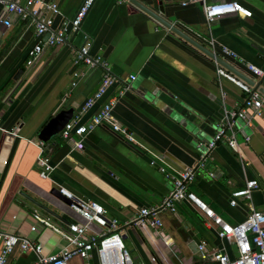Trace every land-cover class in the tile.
Here are the masks:
<instances>
[{
    "label": "crops",
    "instance_id": "crops-1",
    "mask_svg": "<svg viewBox=\"0 0 264 264\" xmlns=\"http://www.w3.org/2000/svg\"><path fill=\"white\" fill-rule=\"evenodd\" d=\"M52 1L59 14L52 17L51 29L70 20L83 2ZM136 1L250 79L254 88L258 84L260 114L249 109L248 125L240 118L231 121L245 161L218 142L205 156L204 165L194 170L188 188L229 224L242 221L251 208L263 210L264 77L254 75L245 63L264 67V0H204L205 4L236 1L251 13L249 17L225 14L208 23L199 2L159 0L163 7L159 13L158 0ZM3 18L0 10V230L32 238L40 243L41 255H47L64 242L37 222L34 213L62 227L84 223L77 211L53 195L54 184L39 177L36 135L48 119L70 107L71 119L86 123L126 82L129 88L113 103L111 114L136 143L99 125L76 149L74 134L62 137L58 132L43 143L53 167L49 177L75 196L97 202L107 219L117 220L133 264H203L197 254L201 242L207 251L223 249L232 256V244L216 237L210 223L186 201L160 212L159 226L133 223L140 208L157 205L171 188L170 177L149 164L150 159L161 157L170 172L195 165L225 112L241 106L245 94L216 76L217 62L128 0H93L77 30L68 33L64 43L43 47L29 65L27 51L37 42L32 26L9 15L11 24L5 27ZM81 45L88 47L90 56H101L114 78L85 110L83 103L96 89L101 71L71 63L72 49ZM222 48L235 56H227ZM18 68L22 71L14 80ZM73 71L79 76L71 86ZM247 179L257 183L250 199L238 198L234 206L229 205L230 193ZM104 231L105 225L89 223L86 233ZM4 264L37 263L33 253L14 248ZM66 264H97V260L91 252L88 259L73 255Z\"/></svg>",
    "mask_w": 264,
    "mask_h": 264
},
{
    "label": "built area",
    "instance_id": "built-area-1",
    "mask_svg": "<svg viewBox=\"0 0 264 264\" xmlns=\"http://www.w3.org/2000/svg\"><path fill=\"white\" fill-rule=\"evenodd\" d=\"M187 1L201 3L207 23L225 14H237L242 17H249L251 14L247 8L236 1L212 4H205L204 0ZM92 2L93 0H83L81 6L70 20L64 21L57 29H51L52 17L59 14V9L54 1L0 0V10L4 15L1 22L5 27H9L11 24L9 15H14L19 20L25 21L32 26L37 42L27 51L25 63L29 65L43 47H52L64 43L67 39V34L77 30ZM185 3L183 2V4ZM46 33H48L47 37L41 40V37ZM209 43H212V41L210 40ZM222 52L230 57L235 56V54L225 48H222ZM262 52H264V46H262ZM71 63L87 68H99L101 71V77L96 89L83 103L82 110H85L105 93L106 89L114 82V78L108 70L107 62L99 55L90 56L86 45L72 49ZM216 65V76L230 81L245 94L241 106L235 110L225 112L223 120L206 144V152L199 156L195 165L170 172L161 157L154 156L150 159L149 164L155 165L160 173L170 177L171 188L157 205L140 208L133 219V223L159 226L158 214L160 212L172 211L176 202L186 201L210 223L216 237L235 247L236 256H231L223 249L207 251L203 242L197 244V254L203 264H264V209L256 210L251 208L242 221L236 224H229L188 188V185L193 180L194 170L196 167L204 165L205 156L218 142L226 143L237 154L241 162L245 161V157L232 133L231 121L234 118H240L245 120L248 125L249 109L255 115L260 114L259 109L262 104V97L257 89L235 74L225 70L218 63ZM245 67L254 75L264 77V67L258 68L250 63H245ZM72 76L75 80L71 81L70 85L74 86L79 76L78 71H73ZM133 78V75H129L130 80ZM128 88V83H122L114 96L102 103L86 123H77L76 118L70 119L59 131L61 136L67 137L70 133L74 134L77 137L74 148L81 149L83 137L96 126L105 125L125 141L136 143L132 133L120 125L111 114L113 103ZM227 130L229 133H227ZM248 139V136L244 137V141ZM34 146L37 149L36 162L40 167L39 177L50 180L58 193L70 201L68 205L77 211L85 221L81 224L68 223L62 227L53 224L47 217L34 213L33 217L37 222L51 229L64 242L58 251L47 255H41L40 243L32 238L0 230V264L5 263L7 256L14 248H17L20 252L33 253L37 264H66L67 260L73 255L88 259L91 252H94L97 264H133L123 245L117 220L115 218L107 219L104 215V208L97 202L81 199L61 185L54 183L49 177L53 167L44 154L43 143L38 141L34 143ZM256 188L257 183L255 180H245L241 188L235 189L230 193L229 205L234 206L238 198L249 200L252 191ZM89 223L103 224L106 227V231L100 234H87ZM29 230L33 231L34 227L30 226Z\"/></svg>",
    "mask_w": 264,
    "mask_h": 264
},
{
    "label": "water",
    "instance_id": "water-1",
    "mask_svg": "<svg viewBox=\"0 0 264 264\" xmlns=\"http://www.w3.org/2000/svg\"><path fill=\"white\" fill-rule=\"evenodd\" d=\"M129 2L133 3L136 7L147 13L150 17H152L156 22H158L160 25L165 27L166 29H169L171 32L175 33L179 37H181L183 40L187 41L189 44L200 50L202 53L207 55L208 57L214 59L219 65L223 66L227 70L234 73L236 76L247 82L248 84H252V81L242 75L240 72L232 69L229 65H227L222 59H220L218 56L214 55L209 49H207L205 46H203L201 43L195 41L191 37H189L187 34H185L182 30L177 28L176 26L172 25L168 20L158 15L156 12L149 10L144 5L139 3L136 0H128ZM158 11L159 13H162L163 7L158 0ZM48 33L45 34V38L47 37ZM21 68H18L16 71V74L12 76V78L15 80L17 79L18 75L21 73ZM258 85V84H257ZM255 85V88L256 86ZM261 91L260 89H258ZM264 94V90L261 91ZM73 113V109L66 108L58 111L53 117L47 120V122L41 127V129L37 132V139L44 143L48 141L51 137L55 136L62 128L63 126L71 119ZM53 195H55L58 199L63 201L66 204H69L70 201L66 198H64L61 194L58 193L57 189H54L52 191ZM48 210L47 208H45ZM233 255L236 256L235 247L232 245Z\"/></svg>",
    "mask_w": 264,
    "mask_h": 264
}]
</instances>
